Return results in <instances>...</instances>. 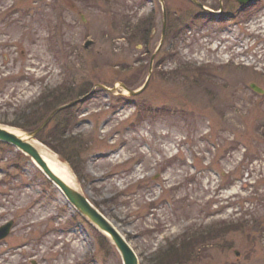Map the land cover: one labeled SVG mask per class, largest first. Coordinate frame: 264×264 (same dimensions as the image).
Wrapping results in <instances>:
<instances>
[{
	"label": "rangeland",
	"instance_id": "374dc122",
	"mask_svg": "<svg viewBox=\"0 0 264 264\" xmlns=\"http://www.w3.org/2000/svg\"><path fill=\"white\" fill-rule=\"evenodd\" d=\"M253 5L0 0V128L24 133L15 126L56 90L85 93L53 139L62 154L37 142L138 264L193 237L188 264H264V0ZM8 222L0 264H122L111 240L2 143Z\"/></svg>",
	"mask_w": 264,
	"mask_h": 264
},
{
	"label": "water",
	"instance_id": "95a60500",
	"mask_svg": "<svg viewBox=\"0 0 264 264\" xmlns=\"http://www.w3.org/2000/svg\"><path fill=\"white\" fill-rule=\"evenodd\" d=\"M252 1L253 0H237V3L243 5L251 3ZM88 44L89 43H86L85 46L87 47ZM147 83L148 79L141 89L137 91H128L129 95L135 96L140 94L145 89ZM250 88L257 93L263 92L253 84L250 85ZM74 103L62 106L53 111L50 116L35 131L26 134L27 137H19L7 131L6 129L0 128V141L14 146L24 155L28 156L41 169L46 178L50 180L62 192L67 201L75 208V210L111 240L115 248L120 253L123 264H138L133 250L129 247L124 238H122L120 234H118V232L111 226V224L88 202V200L79 191L64 182L50 169L43 156L31 144V141L36 137L39 131L44 128V126L49 122L51 117L56 112L70 105H73ZM11 226L12 223L9 222L0 228V239H3L8 235Z\"/></svg>",
	"mask_w": 264,
	"mask_h": 264
},
{
	"label": "trees",
	"instance_id": "16d2710c",
	"mask_svg": "<svg viewBox=\"0 0 264 264\" xmlns=\"http://www.w3.org/2000/svg\"><path fill=\"white\" fill-rule=\"evenodd\" d=\"M127 32V31H126ZM125 39L129 40L127 33L124 34ZM141 42L144 40L143 36L140 37ZM61 89V87H60ZM83 93L82 95H84ZM80 95V96H82ZM80 96L70 98L67 96L64 90H56L54 94L50 96L48 101L40 102L41 107H39L38 111L31 112L29 116L23 117V121L21 124L15 126L20 130L30 133L37 129L46 119L47 117L55 111L57 108L67 105L69 103L75 102ZM43 99V98H41ZM40 99V100H41ZM49 100L51 103L48 105ZM74 105L68 106L56 112L48 122L55 121L58 118H62V121L58 124L53 125L51 128L48 127V124L37 134V140L45 144L48 148L55 151L58 154H62L59 152L57 148L53 145V139L55 136H61L65 133V128H70L69 124L73 119V109ZM62 133V134H61ZM0 144H2L0 142ZM198 240L200 238L193 237V240L184 243H180L178 247H170L168 248L163 255L161 254V259L157 264H188L192 260V249L194 246L198 245Z\"/></svg>",
	"mask_w": 264,
	"mask_h": 264
},
{
	"label": "bare ground",
	"instance_id": "6f19581e",
	"mask_svg": "<svg viewBox=\"0 0 264 264\" xmlns=\"http://www.w3.org/2000/svg\"><path fill=\"white\" fill-rule=\"evenodd\" d=\"M19 137H27L26 134L14 130V129H9L7 130ZM31 144L38 150V152L43 156L44 160L46 161V163L48 164V166L50 167V169L57 175L59 176L64 182H66L68 185H70L71 187L75 188V183H74V179L69 171V169L67 168L66 165H64L61 161H59V159L53 154L51 153L49 150H47L45 147H43L42 145H40L37 141H31Z\"/></svg>",
	"mask_w": 264,
	"mask_h": 264
},
{
	"label": "flooded vegetation",
	"instance_id": "af4514ba",
	"mask_svg": "<svg viewBox=\"0 0 264 264\" xmlns=\"http://www.w3.org/2000/svg\"><path fill=\"white\" fill-rule=\"evenodd\" d=\"M248 8H249L248 6L245 7V9H248Z\"/></svg>",
	"mask_w": 264,
	"mask_h": 264
}]
</instances>
